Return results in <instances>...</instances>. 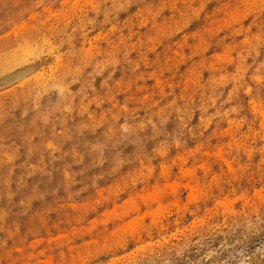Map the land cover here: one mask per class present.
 <instances>
[{
  "label": "rangeland",
  "instance_id": "rangeland-1",
  "mask_svg": "<svg viewBox=\"0 0 264 264\" xmlns=\"http://www.w3.org/2000/svg\"><path fill=\"white\" fill-rule=\"evenodd\" d=\"M0 264H264V0H0Z\"/></svg>",
  "mask_w": 264,
  "mask_h": 264
},
{
  "label": "bare ground",
  "instance_id": "bare-ground-1",
  "mask_svg": "<svg viewBox=\"0 0 264 264\" xmlns=\"http://www.w3.org/2000/svg\"><path fill=\"white\" fill-rule=\"evenodd\" d=\"M76 68V67H75ZM86 73V72H85ZM76 79V78H75ZM90 80V79H89ZM71 81V80H70ZM39 82V81H38ZM44 84V83H43ZM32 86V85H31ZM63 86V85H62ZM30 89V88H29ZM67 91V90H66ZM68 93V92H67ZM12 94V93H11ZM31 101V99H30ZM33 103V102H32ZM25 109V108H24ZM54 110V109H53ZM49 114V113H48ZM51 146V145H50Z\"/></svg>",
  "mask_w": 264,
  "mask_h": 264
}]
</instances>
